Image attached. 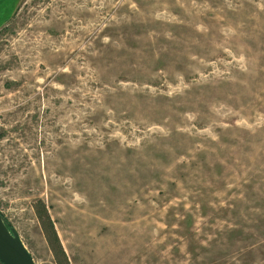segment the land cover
<instances>
[{"label": "rangeland", "instance_id": "1", "mask_svg": "<svg viewBox=\"0 0 264 264\" xmlns=\"http://www.w3.org/2000/svg\"><path fill=\"white\" fill-rule=\"evenodd\" d=\"M20 1L0 213L35 264L39 200L68 264H264V0Z\"/></svg>", "mask_w": 264, "mask_h": 264}, {"label": "water", "instance_id": "2", "mask_svg": "<svg viewBox=\"0 0 264 264\" xmlns=\"http://www.w3.org/2000/svg\"><path fill=\"white\" fill-rule=\"evenodd\" d=\"M0 264H35L19 236L9 230L0 213Z\"/></svg>", "mask_w": 264, "mask_h": 264}, {"label": "trees", "instance_id": "3", "mask_svg": "<svg viewBox=\"0 0 264 264\" xmlns=\"http://www.w3.org/2000/svg\"><path fill=\"white\" fill-rule=\"evenodd\" d=\"M33 210L38 223L40 224L42 233L47 242L48 248L52 253L55 264H68L67 257L63 251V248L59 242L58 236L56 234L53 223L48 215L47 209L42 201H37L33 205ZM2 215V214H1ZM7 228L15 232L7 221V219L2 215Z\"/></svg>", "mask_w": 264, "mask_h": 264}, {"label": "crops", "instance_id": "4", "mask_svg": "<svg viewBox=\"0 0 264 264\" xmlns=\"http://www.w3.org/2000/svg\"><path fill=\"white\" fill-rule=\"evenodd\" d=\"M20 1V0H19ZM22 1V0H21ZM20 1V2H21ZM19 2V3H20ZM15 3H16V0H15ZM19 3L18 4H16V7H15V9L18 7V5H19ZM2 15L0 14V17H1ZM8 20V17H6V18H4L2 21H0V26H2L3 25V23L5 22V21H7Z\"/></svg>", "mask_w": 264, "mask_h": 264}]
</instances>
